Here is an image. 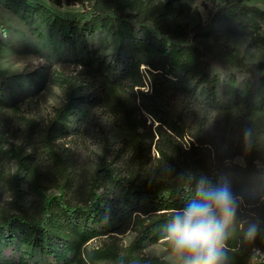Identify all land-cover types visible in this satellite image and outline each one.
Returning a JSON list of instances; mask_svg holds the SVG:
<instances>
[{"label": "trees", "instance_id": "1", "mask_svg": "<svg viewBox=\"0 0 264 264\" xmlns=\"http://www.w3.org/2000/svg\"><path fill=\"white\" fill-rule=\"evenodd\" d=\"M50 1L86 7L71 12L47 0H0L24 16L34 34L43 39L54 36L62 52L67 57L72 54L82 71L93 77L94 82L84 88L75 76L65 78L67 101L47 127L48 136L63 137L80 119L84 106L102 102L120 107L133 136L124 140L128 153L124 167L102 160L88 177L78 180L68 175L59 195L39 189L40 200L33 209L15 204L16 210L1 214L0 264H72L83 259L85 241L116 231L141 213L148 214L150 221L141 223L128 253L106 251L115 256L114 264H170L131 251L161 238L164 220L194 196L201 177L213 184L227 182L247 204L245 218L264 228V141L245 152L240 138L246 124L254 126L257 138L264 134V60L248 61L219 41L220 31L228 27L264 46V9L250 0H226L214 8L206 24L190 28L181 22L183 5L176 7L171 0ZM145 58L157 70L149 76L153 93L133 91V98L125 99L120 90L127 79L133 81L132 90L134 85H145L139 71ZM6 87L11 88L9 79L0 78L1 107L12 104L2 96ZM171 90L202 106L203 116L194 132L171 109L167 101ZM139 109L160 121L157 139L147 131ZM152 144L158 153L153 157ZM188 175L194 178L189 185ZM19 177L16 172L14 178ZM15 190L23 199L20 188ZM69 190L73 197H65ZM238 242L237 237L230 243L232 264L240 262L234 251ZM241 245L264 249V238ZM99 252L88 251L86 257L92 260Z\"/></svg>", "mask_w": 264, "mask_h": 264}, {"label": "rangeland", "instance_id": "2", "mask_svg": "<svg viewBox=\"0 0 264 264\" xmlns=\"http://www.w3.org/2000/svg\"><path fill=\"white\" fill-rule=\"evenodd\" d=\"M47 1L71 12L86 7L78 2H63L58 6ZM225 1L171 0V3L176 7L183 5L181 22L191 28L198 23L206 24L214 8ZM249 3L264 9V0H250ZM261 24L264 30V19ZM28 25L26 18L19 12L0 3V78L9 79L11 83V88L6 87L1 91L3 98L12 103L0 106V215L16 210L15 204L33 209L40 200L39 189L47 195H59L60 185L64 184L68 175L78 180L88 177L102 160L117 168L124 167L128 157L124 140L133 136L127 117L120 107L105 102L84 106L79 114L80 119L73 122L63 137L55 139L48 136L47 127L57 110L67 101L65 78L75 76L77 82L83 84L81 88L94 81L91 75L82 71L81 65L76 64L72 54L67 57V53L62 52L63 48L54 40V36L43 39L34 34ZM219 41L233 47L235 52L248 61L264 60V46L252 44L248 36L240 34L236 29L223 27ZM139 71L145 85H134L132 90L130 84L133 81L127 79V85L120 90V95L125 99L127 96L133 98V91L136 95L138 90L153 93L149 76L150 71L157 70L151 68L145 58ZM167 101L175 116L179 114L183 117L184 120L180 122L190 123V130L194 132L203 116L202 106L191 103L184 94L174 90L167 93ZM136 103L140 106L139 98ZM139 110L146 119L147 131L154 133L157 139L155 128L160 121L143 109ZM207 132H212V129L209 128ZM186 138H190V135ZM51 149L55 150L52 155ZM157 155L156 147L152 144L151 156ZM237 160L243 162L240 157ZM16 172L19 178H14ZM17 188L23 193V199L16 196ZM73 196L72 190L65 195ZM242 207L243 212H247V204L243 203ZM162 211L166 210L159 212ZM149 221L148 214L141 213L139 219L133 215L128 224L116 231L85 241L81 245L83 259L73 261L72 264H114L115 256L106 249L116 255L127 254V248L138 237L141 223L145 225ZM93 250H100L97 254L100 256L89 260L87 252L92 253ZM234 251L239 254L238 264H247V261L252 264L264 263V249L261 246L247 248L238 242ZM131 253L143 258L159 257L169 263L171 261L168 245L162 238L155 242L147 241L139 250L133 249Z\"/></svg>", "mask_w": 264, "mask_h": 264}, {"label": "clouds", "instance_id": "3", "mask_svg": "<svg viewBox=\"0 0 264 264\" xmlns=\"http://www.w3.org/2000/svg\"><path fill=\"white\" fill-rule=\"evenodd\" d=\"M240 138L244 151L249 152L258 141H264V134L257 138L254 126L246 124ZM171 171L167 166L166 172ZM193 179L188 175V185ZM243 203L227 182L213 184L206 177L197 180L194 196L175 208L160 228L170 264H232L230 243L234 239L245 244L264 238V228L245 218Z\"/></svg>", "mask_w": 264, "mask_h": 264}]
</instances>
